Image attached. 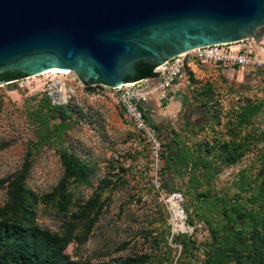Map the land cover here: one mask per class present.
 I'll return each mask as SVG.
<instances>
[{
  "label": "rangeland",
  "instance_id": "374dc122",
  "mask_svg": "<svg viewBox=\"0 0 264 264\" xmlns=\"http://www.w3.org/2000/svg\"><path fill=\"white\" fill-rule=\"evenodd\" d=\"M42 72L0 81V221L57 235L65 264H187L176 243L187 236L199 246L192 264H202L206 220L225 223L231 211L264 216L262 145L253 135L264 131V63L193 61L172 87L182 94L178 113L169 118L166 103L155 102L157 169L112 93L74 74ZM58 82L70 88L65 99ZM247 104L257 112L239 128L235 116ZM223 143H242L243 156L231 164L211 158L226 154ZM187 149L196 166L187 168Z\"/></svg>",
  "mask_w": 264,
  "mask_h": 264
},
{
  "label": "water",
  "instance_id": "95a60500",
  "mask_svg": "<svg viewBox=\"0 0 264 264\" xmlns=\"http://www.w3.org/2000/svg\"><path fill=\"white\" fill-rule=\"evenodd\" d=\"M263 36L264 0H0V75L59 69L115 88L195 48Z\"/></svg>",
  "mask_w": 264,
  "mask_h": 264
},
{
  "label": "trees",
  "instance_id": "16d2710c",
  "mask_svg": "<svg viewBox=\"0 0 264 264\" xmlns=\"http://www.w3.org/2000/svg\"><path fill=\"white\" fill-rule=\"evenodd\" d=\"M23 77L25 75H0V81ZM152 77L154 76H144L128 81L137 82ZM256 112L255 105H244L235 116L238 127H246ZM253 135L255 141L262 145L259 158L264 166V131L255 129ZM243 148L242 143H223L221 150L227 151L226 154L213 153L211 158L222 164H231L243 156ZM195 160L189 159L187 149V168ZM188 180L190 184L197 178H192L191 175ZM226 215L224 212L222 216ZM229 215L225 223L206 220L209 235L201 250L202 264H264V216L252 218V215L239 211H231ZM245 226H248L246 230L243 229ZM176 243L182 247L183 254L187 252V264L198 261L196 251L199 246L190 236H187V243H178V240ZM63 250L64 246L57 235L21 222L0 221V264H65Z\"/></svg>",
  "mask_w": 264,
  "mask_h": 264
},
{
  "label": "built area",
  "instance_id": "2783aa9c",
  "mask_svg": "<svg viewBox=\"0 0 264 264\" xmlns=\"http://www.w3.org/2000/svg\"><path fill=\"white\" fill-rule=\"evenodd\" d=\"M193 61L237 67L238 69L262 64L264 63V36L258 42L252 38H246L237 42L195 48L156 66L153 70L156 75L152 78L122 83L115 88H109L101 82L90 84L96 88L106 89L113 94V101L117 104L122 118L147 145L150 158L156 169L160 166L162 136L156 124L149 118L145 107L150 91L145 87L141 89L140 85L142 82L148 83L149 80H156L157 102L160 106L166 103L163 107L165 109L172 87L180 84L186 78L187 68ZM173 198L178 199L180 195H174Z\"/></svg>",
  "mask_w": 264,
  "mask_h": 264
},
{
  "label": "crops",
  "instance_id": "0c3cea01",
  "mask_svg": "<svg viewBox=\"0 0 264 264\" xmlns=\"http://www.w3.org/2000/svg\"><path fill=\"white\" fill-rule=\"evenodd\" d=\"M156 84H157V81L155 80L154 82H152L151 84L152 86H148V85L145 86L150 91V96L148 97V100L145 103V107L147 109V112L149 114V118L151 119V121L155 123L156 126H158L159 120H160L159 117L161 116L157 114L156 105H155V102H157V98L155 94ZM180 85H182V83L176 84L174 88H177ZM171 90H172L171 95L169 96V100L167 101L166 108L164 109V110H167L166 115L169 116V118H173L178 113V111L180 110L182 106V102L180 101V99L182 98L181 92H179L178 90H175V91L173 89ZM161 136H163V134Z\"/></svg>",
  "mask_w": 264,
  "mask_h": 264
},
{
  "label": "bare ground",
  "instance_id": "6f19581e",
  "mask_svg": "<svg viewBox=\"0 0 264 264\" xmlns=\"http://www.w3.org/2000/svg\"><path fill=\"white\" fill-rule=\"evenodd\" d=\"M46 71H44V72H46V73H57V74H62V75H69V74L72 75L73 74L72 72L71 73H67L64 70H59V69H50V70H46ZM44 72H42V74ZM40 74H38V75H40ZM69 90H70V88L65 87L62 82H58V91H60V95L59 96H61L62 99H65L66 92L69 91Z\"/></svg>",
  "mask_w": 264,
  "mask_h": 264
}]
</instances>
